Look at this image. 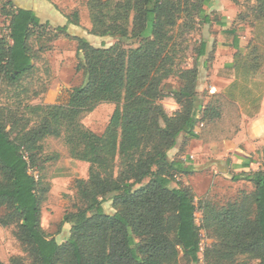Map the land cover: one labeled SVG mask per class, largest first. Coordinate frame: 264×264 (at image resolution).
<instances>
[{"label":"trees","instance_id":"obj_1","mask_svg":"<svg viewBox=\"0 0 264 264\" xmlns=\"http://www.w3.org/2000/svg\"><path fill=\"white\" fill-rule=\"evenodd\" d=\"M211 2L88 0L89 33L117 38L108 47L69 34L70 24L81 25L79 13L66 15L67 23L53 28V39L65 34L77 41L82 54L77 70L84 78L66 104H26L39 119L32 126L18 110L0 111V207L6 208L0 224L16 227L15 235L31 258L26 263L15 257L12 264H198L202 228L215 237L203 256L206 264H264V171L234 176L254 186L240 201L198 206L193 189L176 178L194 167L169 157L181 135L197 137L198 115L211 104H204L198 91L197 66H182L183 36L210 22L205 6ZM258 2L261 29L264 0ZM49 26L33 9L12 11L9 32L0 37L1 84L20 86L34 72L37 54L31 41ZM223 38L239 47L235 29L225 31ZM252 41L249 58L263 59V49ZM205 52L202 42L199 57ZM171 77L180 85L173 86ZM166 97H173L180 109L169 114ZM101 103L115 104V109L104 133L97 134L81 118ZM64 134L72 156L90 167L88 179L77 180L83 204L64 215L70 236L60 243L41 224L49 190L41 154L47 136ZM107 200L113 212L105 208ZM199 208L201 225L196 222Z\"/></svg>","mask_w":264,"mask_h":264},{"label":"rangeland","instance_id":"obj_2","mask_svg":"<svg viewBox=\"0 0 264 264\" xmlns=\"http://www.w3.org/2000/svg\"><path fill=\"white\" fill-rule=\"evenodd\" d=\"M258 5V0H212L211 4L205 8L212 13L223 10L227 14L237 15V20L248 26L249 32L245 31V36L251 37L253 34V44L261 46L264 52V26L261 29L257 28V18L260 13ZM17 7L36 8L42 21L50 22L49 30L44 33L40 32L39 37H34L31 41L37 54L34 72L20 86L13 87L0 83V111L18 110V115L21 117L25 115V118L31 120L32 126L38 123L39 119L25 109L26 104H66L72 88L80 85L84 78L83 71L77 70V65L82 60V54L77 49V41L72 36L65 34L59 35L58 39H53V28L57 25L51 20H46V17H50L56 12L72 17L74 13H79L80 22L83 26L88 27V33L92 28V23L89 16L88 0H0V37L8 34L11 13ZM214 30L212 26L198 24L192 31L185 33L183 38H186L184 45L186 52L182 56V66L187 68L197 66L199 69L201 57L198 55V48H200L203 40H207L210 36L213 38V35L216 37ZM90 37L93 39H88L89 42L99 47L103 45L108 47L117 41V38L109 36L100 39ZM212 38L210 37L211 40ZM130 46V43H126L127 48ZM132 46L135 47L136 44ZM263 52H260V55L264 56ZM199 81L200 79H198V89L200 88ZM169 82L173 86L180 85V80L176 77H171ZM210 99L216 100L217 102H214L217 104L221 101V98L215 99L211 96H204V104ZM163 105L169 114L180 109L173 97H166L163 100ZM114 109L115 104L101 103L93 111L84 113L81 121L89 130L103 134ZM230 112L234 116L237 114L235 107H231ZM185 138L187 136H180L178 143L185 142ZM42 144L41 159H46L43 172L44 181L48 184L49 190L41 205V224L49 236L55 237L60 243H64L70 236L71 225L63 223L62 220L66 213L76 211L77 207L82 206L83 202L77 188V180L88 179L90 164L72 156L71 147L66 141L65 134L61 137L47 136ZM178 155L179 152L177 151L175 154L174 149L169 152L171 159L183 161V159L178 158ZM258 170L264 171V162ZM33 173L38 174L37 171H33ZM204 173L205 171H194L190 174L178 173L176 177L177 182H180L181 185H187L193 189L198 206L200 202L224 206L234 201H240L243 198V192H250L254 188L250 181L235 180L233 177L236 173L234 172L227 175L220 173L203 175ZM177 182L172 185L176 186ZM104 206L108 212H113L112 201L107 200ZM5 212L6 208L0 207V215ZM202 217L203 212L199 208L196 213L198 225L202 224ZM15 231L14 225L4 226L0 224V260L4 264H12L15 257H22L26 263H30L31 258L16 237ZM201 238V261L198 264H206L203 256L206 250L211 248L215 237L212 230L202 228Z\"/></svg>","mask_w":264,"mask_h":264},{"label":"crops","instance_id":"obj_3","mask_svg":"<svg viewBox=\"0 0 264 264\" xmlns=\"http://www.w3.org/2000/svg\"><path fill=\"white\" fill-rule=\"evenodd\" d=\"M33 10L37 12L36 8ZM205 14L210 22L202 24L212 26L216 37L203 40L206 52L199 63L198 91L203 99L211 96L221 101L219 104L211 99L205 102L211 104L198 115L197 137L179 142L174 148L175 154L178 151V158L193 166L194 171H205L203 175L256 171L264 162V58H249L253 34L245 36L248 26L238 21L237 15L223 10L214 13L206 10ZM46 20L56 25L67 23L66 16L57 12ZM87 29L82 23L70 24L68 32L87 39L101 38L89 36ZM232 29L239 37L238 48L224 42V32ZM220 70H224V75L219 74ZM231 107L236 108V116L230 112Z\"/></svg>","mask_w":264,"mask_h":264}]
</instances>
